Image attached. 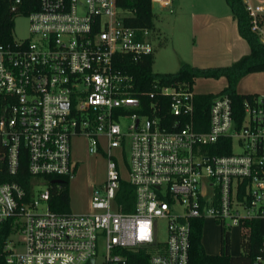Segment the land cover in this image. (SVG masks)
Listing matches in <instances>:
<instances>
[{"label":"built area","instance_id":"2783aa9c","mask_svg":"<svg viewBox=\"0 0 264 264\" xmlns=\"http://www.w3.org/2000/svg\"><path fill=\"white\" fill-rule=\"evenodd\" d=\"M244 1L264 40V0ZM134 11L118 0H40L28 14L31 36L0 43V264H130V253L142 249L150 264H189L194 218H212L222 234L241 233L246 219L264 220V72L237 83L251 95L241 120L231 97L217 92L200 130L195 88L155 80L150 99L133 93L136 79L121 67L123 57L138 62L155 48L149 27L126 23ZM161 106L170 112L167 124ZM121 117L131 118L126 134ZM78 135L88 136L91 153L106 144V178L90 211H54L51 184L61 189L73 173ZM126 135L128 178L112 151ZM213 144H230L231 152L210 155ZM22 159L30 190L9 177ZM122 179L134 188L131 210L119 200Z\"/></svg>","mask_w":264,"mask_h":264},{"label":"trees","instance_id":"16d2710c","mask_svg":"<svg viewBox=\"0 0 264 264\" xmlns=\"http://www.w3.org/2000/svg\"><path fill=\"white\" fill-rule=\"evenodd\" d=\"M119 5L135 10L134 14L126 18V23L133 26L149 27L153 35L157 33L154 25V10L152 0H118ZM232 15L237 20L238 31L246 39L250 46V51L242 55L239 59L229 65L202 67L183 62L177 71L155 72L153 64L155 61V51L144 56L138 62H133L128 55L123 57L121 67L133 74L136 79V89L134 94L148 100V91L152 89V82L160 80L168 85L181 84L189 88H194L196 80L199 78L226 79V85L219 91L220 94H228L233 102V110L236 119L241 120L244 115V100L250 98V94L241 93L237 90L239 79L252 71L264 72V42L261 36L252 29L250 16L246 9L244 0H227ZM16 5L15 8H13ZM40 0H0V43L12 41L14 39L13 29L15 17L18 14L28 15L38 10ZM217 95L214 92H201L196 96L195 116L197 128L204 130L208 126L210 105ZM150 99V98H149ZM170 113L168 107L161 106L159 115L162 123L167 124L164 116ZM173 117L169 114V122ZM219 143V142H218ZM219 146V144L217 145ZM210 155L231 152L230 144L227 148L220 149L215 144L210 146ZM11 179L20 181L26 189L30 190L31 175L28 173L27 163L22 159L19 173L9 176ZM52 180L55 177H48ZM58 189L56 184H51L52 195L50 206L54 211H70V193L67 182ZM134 196L133 186L126 180H121V191L119 200L124 205L125 210H131L132 198ZM131 199L127 204L126 200ZM204 219L194 218L192 220L191 248L189 264H253L258 256L264 257V220L262 218L246 219L241 232V251L239 254L231 253L230 231L222 234V248L219 253L213 254L206 251L203 238ZM5 233L1 234V239ZM150 253L146 250L133 251L130 253V264H150Z\"/></svg>","mask_w":264,"mask_h":264},{"label":"rangeland","instance_id":"374dc122","mask_svg":"<svg viewBox=\"0 0 264 264\" xmlns=\"http://www.w3.org/2000/svg\"><path fill=\"white\" fill-rule=\"evenodd\" d=\"M220 1H222V7L228 8L227 0ZM215 2L219 3L217 0ZM202 3L209 6V8L214 7L211 0L205 2L201 0H175L173 4L168 6L153 2L154 25L157 29V33L153 35L156 46L153 64L155 72H173L177 71L183 62L193 63L195 53L190 15L191 11L199 9V4ZM13 35L17 40L31 36L28 15H16ZM225 85L226 79L224 77L220 79L199 78L196 80L194 88L199 92L217 93ZM240 86L246 87L245 85ZM130 122L131 118L128 117L119 119L123 134L127 133ZM71 145L72 158L73 162L76 163V167L67 179L70 193V211L79 214L91 210L93 191L106 178L108 157L105 153L107 146L104 144L105 153L103 151L91 153L89 150L90 139L86 135L74 136L71 139ZM112 151L119 162L122 176L128 178L129 137L126 135L124 146L114 147ZM42 209H44V206L40 207V210ZM158 224L160 226L159 238L164 239L166 238L165 220L160 219ZM228 231H230L231 253L236 254L240 251V230L238 227H233ZM202 241L206 250L210 253L216 254L221 251L220 230L211 220L205 222ZM103 250L102 242L101 251Z\"/></svg>","mask_w":264,"mask_h":264},{"label":"crops","instance_id":"0c3cea01","mask_svg":"<svg viewBox=\"0 0 264 264\" xmlns=\"http://www.w3.org/2000/svg\"><path fill=\"white\" fill-rule=\"evenodd\" d=\"M174 1L172 0V4ZM201 1L205 2L206 0ZM211 1H213L214 7L209 8L202 3L199 4V9L191 11L190 15L195 53L194 61L190 64L202 67L229 65L250 51L248 42L238 31L237 20L232 15L228 2H226L228 8H224L222 1L217 0L219 3H216L215 0ZM207 220H211L218 227L221 238L222 230L212 218L204 220L203 232ZM239 239L241 251V233ZM240 251L236 254H239Z\"/></svg>","mask_w":264,"mask_h":264},{"label":"water","instance_id":"95a60500","mask_svg":"<svg viewBox=\"0 0 264 264\" xmlns=\"http://www.w3.org/2000/svg\"><path fill=\"white\" fill-rule=\"evenodd\" d=\"M263 42H264V40H262ZM207 160V159H206ZM56 181H59V179H57V180H54V182H56Z\"/></svg>","mask_w":264,"mask_h":264}]
</instances>
